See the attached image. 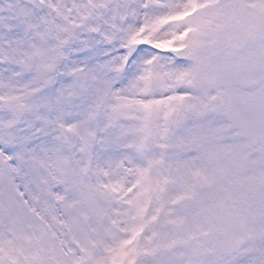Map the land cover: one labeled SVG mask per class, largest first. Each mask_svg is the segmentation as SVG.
Wrapping results in <instances>:
<instances>
[{
	"label": "snow or ice",
	"instance_id": "obj_1",
	"mask_svg": "<svg viewBox=\"0 0 264 264\" xmlns=\"http://www.w3.org/2000/svg\"><path fill=\"white\" fill-rule=\"evenodd\" d=\"M0 264H264V0H0Z\"/></svg>",
	"mask_w": 264,
	"mask_h": 264
}]
</instances>
